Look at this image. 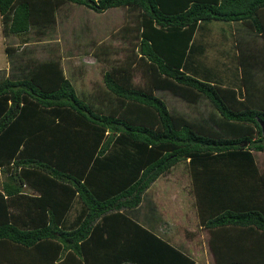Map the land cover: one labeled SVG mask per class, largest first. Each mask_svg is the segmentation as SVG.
Listing matches in <instances>:
<instances>
[{"label": "trees", "instance_id": "16d2710c", "mask_svg": "<svg viewBox=\"0 0 264 264\" xmlns=\"http://www.w3.org/2000/svg\"><path fill=\"white\" fill-rule=\"evenodd\" d=\"M69 2L125 9L118 34L130 53L88 95L58 59L29 58L0 78V264H201L135 218L144 191L178 162L214 264H264L253 156L264 151V51L234 31L264 42V0H0L2 32L45 35ZM213 23L230 25L231 44L209 37ZM159 91L211 110L191 119Z\"/></svg>", "mask_w": 264, "mask_h": 264}, {"label": "rangeland", "instance_id": "374dc122", "mask_svg": "<svg viewBox=\"0 0 264 264\" xmlns=\"http://www.w3.org/2000/svg\"><path fill=\"white\" fill-rule=\"evenodd\" d=\"M125 17V9L119 7L97 12L74 3H64L55 11V23L52 27L46 28L47 31L45 29V35L36 36L31 32L25 39L23 36L15 35L13 39L6 38L2 32L3 36L0 34V64H3L4 57L9 59L6 55L8 53L3 52L7 42H9L7 49L10 44L16 48L14 55L17 58L16 64L20 67L28 58L58 59L65 76L70 80L78 96L88 95L103 89L101 74L104 70L129 56V46L127 42L120 39L118 34ZM0 24L2 25L1 17ZM213 24L215 25L212 26L209 37L219 41V36L224 35L231 44L232 38L229 37L227 30L230 25ZM234 27L237 40L244 38L242 42L247 41L251 44L252 50L264 51V42L258 35L252 31L246 32L242 25L235 24ZM202 33L204 32L200 31V34ZM205 38L200 36L197 43ZM1 39L6 43L4 44ZM12 39L13 42H11ZM197 43L195 42L194 45ZM246 47L249 49L248 45ZM210 48V45L204 47V55L210 53ZM223 58L225 59V56ZM11 59L14 60V56L11 55ZM1 75L2 71H0V77ZM141 81L140 74L135 72L132 82L140 85ZM156 94L166 101L169 109L183 113L191 119L205 117L204 115L211 110V107L202 99L198 103L191 104L165 91H159ZM253 155L256 168L263 174L264 182V151H253ZM186 174L185 162H178L164 175L155 179L142 194L135 218L172 244L183 249L188 245L189 253L196 261L200 262L203 259L205 261L203 264H212L210 250L204 248V241L206 242L204 232H200L203 248L195 238L191 240V243L188 242L189 237L186 231H197L198 227ZM2 178L0 173V181ZM262 195L264 198V187Z\"/></svg>", "mask_w": 264, "mask_h": 264}, {"label": "crops", "instance_id": "0c3cea01", "mask_svg": "<svg viewBox=\"0 0 264 264\" xmlns=\"http://www.w3.org/2000/svg\"><path fill=\"white\" fill-rule=\"evenodd\" d=\"M0 34L3 36V33H2V26H1V24H0ZM10 36H12V37H10ZM5 37L6 38H13V35H5ZM4 38V37H3ZM14 39V38H13ZM13 39L11 40V42H13ZM2 41H4L3 39H1ZM6 42L4 41V44H5ZM9 42H7L6 43V45L3 47V52H5V54L7 53L6 52V49H7V44H8ZM9 45V44H8ZM14 45V44H13ZM9 48V53H10V55L9 54H6L7 55V57H9V59L7 60V58H5L4 57V59H3V64H0V71H2V75H1V77L0 78H2V77H8V78H15V77H17V76H19V71H20V68L22 67H20L18 64H16L17 63V58H16V56L14 55L15 54V50H16V48H14V46H12V44H10V47H8ZM11 55L12 56H14V60L13 59H11ZM27 61H29V58L27 59ZM26 62V61H25ZM24 62V63H25ZM23 63V64H24ZM254 156V155H253ZM187 175V174H186ZM187 177H188V175H187ZM188 182H189V178H188ZM191 203H192V195H191ZM192 205H193V203H192ZM194 208V207H193ZM195 213V212H194ZM196 217V216H195ZM197 219V218H196ZM197 231H195V230H191V231H186V234H187V236H188V232H191V233H194V234H192L191 236H189V238H188V242H190L191 243V240H194L193 238H195V239H197V243H199V245L203 248V246L201 245L202 244V237H201V233L200 232H204L205 234H206V238H205V236H203L204 238H205V240H206V242L204 241V243H205V245H204V248L205 249H207V250H210L209 249V246H208V241H207V239H208V236H209V233L208 232H206L205 230H202V229H200L199 228V226L197 225ZM157 234V233H156ZM158 235V234H157ZM160 236V235H159ZM160 237H162V236H160ZM162 238H164V239H166L165 237H162ZM167 240V239H166ZM170 242V241H169ZM171 243V242H170ZM187 248H182L183 250H185V251H187L188 253H189V249H188V245L186 246ZM210 253H211V251H210ZM189 255H190V253H189ZM191 256V255H190ZM211 257H212V253H211ZM193 258V257H192ZM212 260H213V257H212ZM203 259L199 262V263H201V264H203ZM205 262V261H204ZM212 264H214V262L212 263Z\"/></svg>", "mask_w": 264, "mask_h": 264}, {"label": "water", "instance_id": "95a60500", "mask_svg": "<svg viewBox=\"0 0 264 264\" xmlns=\"http://www.w3.org/2000/svg\"><path fill=\"white\" fill-rule=\"evenodd\" d=\"M260 126H261V129H262V132H264V124L259 122Z\"/></svg>", "mask_w": 264, "mask_h": 264}]
</instances>
